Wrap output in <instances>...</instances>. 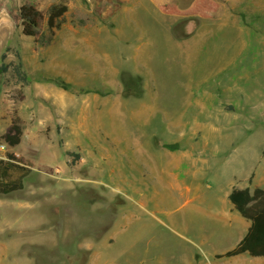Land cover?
<instances>
[{
	"label": "rangeland",
	"instance_id": "1",
	"mask_svg": "<svg viewBox=\"0 0 264 264\" xmlns=\"http://www.w3.org/2000/svg\"><path fill=\"white\" fill-rule=\"evenodd\" d=\"M61 1L0 0V183L19 185L0 192V264H87L91 250L95 264H264L216 257L243 227L221 222L229 192L264 187V0H207L202 15L160 9L195 0H65L43 43ZM24 4L41 11L36 35ZM165 143L188 160L172 166ZM15 213L38 228L8 229Z\"/></svg>",
	"mask_w": 264,
	"mask_h": 264
},
{
	"label": "trees",
	"instance_id": "2",
	"mask_svg": "<svg viewBox=\"0 0 264 264\" xmlns=\"http://www.w3.org/2000/svg\"><path fill=\"white\" fill-rule=\"evenodd\" d=\"M214 7L215 3L213 1L195 0L191 6L184 11L176 6L169 5H162L160 6V9L169 14L185 15L196 13L202 15L205 10L214 9ZM68 9V3L65 0L54 3L49 7L47 25L50 35L42 38L43 43H50L53 40L56 29H60L65 21V15ZM20 16L23 21L24 34L36 35L39 20L42 16L41 11L32 4H24L20 8ZM4 58L5 54L2 55L3 62L0 66L1 72L7 71L9 67L4 62ZM14 70L19 79L25 82L27 81V75L21 70L20 66H15ZM21 137L22 127L16 122L11 125L9 132L5 134V138L10 145H17L21 141ZM164 146L171 150L180 148L178 143H165ZM9 157L11 159H19L13 153L9 154ZM9 161L11 160L6 161L0 159V164L5 162L9 163ZM18 187L19 185L16 183L11 185L0 183V192L13 191ZM229 199L234 208L244 218L250 221V225L243 238L235 247L223 254H217L216 257H231L242 253H248L251 256L264 257V187L256 186L253 190L249 187H234L229 193Z\"/></svg>",
	"mask_w": 264,
	"mask_h": 264
},
{
	"label": "crops",
	"instance_id": "3",
	"mask_svg": "<svg viewBox=\"0 0 264 264\" xmlns=\"http://www.w3.org/2000/svg\"><path fill=\"white\" fill-rule=\"evenodd\" d=\"M41 90L43 91V89H41ZM160 146L162 147V149H164V153H162L161 155L166 157V158H168L170 160V163H171L172 166L173 165H180L181 162L184 159L188 160L189 156L185 155V153H183V152H174V151H181V150H183V148H179V149H176V150H171V149L165 147L164 145H160ZM142 152H144V149L142 148V145H139L138 149L135 151V154L137 153L136 154V156H137L136 159L138 160V162H140L141 166L144 167L145 171H147L149 173V175H151L152 177L161 178L160 175H161L162 171H160L158 169L159 160L157 159V157H155L157 155L154 154V156L151 155L149 157H144L143 158ZM149 158H153V159H149ZM157 170L160 171V172H158ZM174 180H175V178H174ZM11 198H12L11 199L12 202L10 203V205H12L11 207L13 208V210L16 211L17 208L20 207V205L23 203V202L19 201L20 198H24V197H19V198L11 197ZM228 198H229V194H228ZM23 205L28 206L29 202L26 200V202L23 203ZM235 210L236 209L234 208L233 204L230 205L229 203H227L226 206H225V211L223 210L224 211V215H223L224 219L221 222L231 223L233 221H235V222L237 221V222L242 223L243 227L242 228L240 227V231L241 232L239 231L240 232V235H239L240 237L238 239L240 241L243 238V236L245 235V233L247 232L248 227L250 225V221L248 219H246V218L244 219V217L241 214L240 215L243 218L239 217L238 214L235 212ZM40 219H42L41 221H44L43 218H40ZM7 220H8L6 222L7 228L8 229L18 230V231L29 230V229H37L38 228V224L40 223L39 219L38 220H35V219L32 220V219H29V217L27 219V217H22L21 216V218L19 219L18 213L13 214L11 216V218H9ZM19 222L22 223L23 227L18 224ZM14 241H18V239H15ZM238 242H237V244H238ZM23 243H24L23 240H21L19 242H13L14 245H16V244H22L23 245ZM228 250H230V249H228ZM217 254H223V253H217ZM97 257H98V254L96 252H94V250H91L90 257L88 259L87 264H95V260H96ZM231 257H233V256H231Z\"/></svg>",
	"mask_w": 264,
	"mask_h": 264
}]
</instances>
